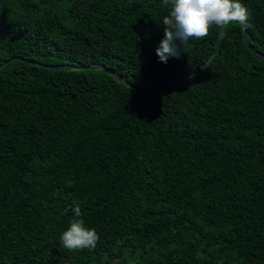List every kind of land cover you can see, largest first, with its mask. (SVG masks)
Instances as JSON below:
<instances>
[{"label":"trees","instance_id":"16d2710c","mask_svg":"<svg viewBox=\"0 0 264 264\" xmlns=\"http://www.w3.org/2000/svg\"><path fill=\"white\" fill-rule=\"evenodd\" d=\"M240 2L264 56V0ZM170 9L0 0V66L17 58L0 70V264H264V62L239 24L160 62ZM73 201L95 249L61 245Z\"/></svg>","mask_w":264,"mask_h":264},{"label":"clouds","instance_id":"9594fccd","mask_svg":"<svg viewBox=\"0 0 264 264\" xmlns=\"http://www.w3.org/2000/svg\"><path fill=\"white\" fill-rule=\"evenodd\" d=\"M161 3L165 7L171 5L162 22L164 37L156 49L162 63H167L170 58H179L191 47L190 40L204 39L214 26H249V10L240 0H161ZM69 210L74 212V216L60 236L61 245L69 251L95 249L99 234L95 228L86 226L79 203L73 201V206L66 209Z\"/></svg>","mask_w":264,"mask_h":264},{"label":"water","instance_id":"95a60500","mask_svg":"<svg viewBox=\"0 0 264 264\" xmlns=\"http://www.w3.org/2000/svg\"><path fill=\"white\" fill-rule=\"evenodd\" d=\"M244 28V27H243ZM223 30V27L221 28L220 27V32H222ZM244 38H245V42L247 44V47L248 49L251 51V53L257 58L259 59L260 61L264 62V56L259 54L251 45L250 43V38H249V34H248V30L246 28H244ZM223 36L221 37L220 39V48L222 46V43H223ZM220 48L219 50L215 53V55L211 58L210 62H212L219 54H220ZM17 58H13L7 62H5L4 65L0 66V70L7 64H9L10 62L16 60ZM22 61H24L25 63H29L31 65H35V66H38V67H44V68H47V69H51V70H56V71H74V70H79V69H85V70H94V71H102L104 73H107L108 75L112 76L117 82L121 83V84H125L127 85V82L126 80L119 74L117 73L116 71L112 70V69H109L107 67H104V66H100V65H89V66H86V67H74V66H67V65H60V66H56V65H43V64H39L37 62H33V61H30V60H27V59H23L21 58ZM209 62V63H210ZM208 64L202 66L201 68H199L198 70H196L195 72L189 74V75H185V76H182L178 79H175L174 81H171L170 83H168L167 85H164L163 87L161 88H158L156 91H147V90H142V89H139L140 91H142L143 93L145 94H148V95H155L157 92H161L163 91L164 89L166 88H169L171 86H173L175 83L177 82H181V81H184V80H188L192 77H194L196 74L204 71L207 67H208ZM138 89V88H136Z\"/></svg>","mask_w":264,"mask_h":264}]
</instances>
